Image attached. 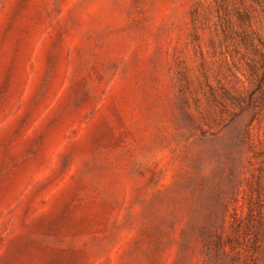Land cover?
Returning a JSON list of instances; mask_svg holds the SVG:
<instances>
[{
    "label": "rangeland",
    "instance_id": "1",
    "mask_svg": "<svg viewBox=\"0 0 264 264\" xmlns=\"http://www.w3.org/2000/svg\"><path fill=\"white\" fill-rule=\"evenodd\" d=\"M0 264H264V0H0Z\"/></svg>",
    "mask_w": 264,
    "mask_h": 264
}]
</instances>
